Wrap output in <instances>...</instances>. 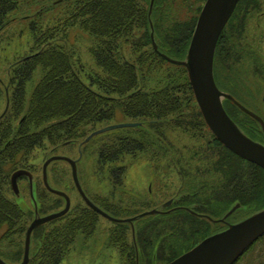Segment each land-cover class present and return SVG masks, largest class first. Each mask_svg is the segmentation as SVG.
Listing matches in <instances>:
<instances>
[{
  "label": "trees",
  "instance_id": "1",
  "mask_svg": "<svg viewBox=\"0 0 264 264\" xmlns=\"http://www.w3.org/2000/svg\"><path fill=\"white\" fill-rule=\"evenodd\" d=\"M190 1L57 0L46 5L50 14L44 16V9L37 10L28 20L31 46L10 69L6 108L0 116L2 260L19 263L21 242L30 224L29 213L7 198L10 178L32 165L29 159L34 151L48 146L56 149L78 142L86 146L95 140L99 163L110 172L120 171L122 177L120 163L126 156L150 153L151 161L157 159V171L165 166L162 159L168 160L167 166L186 159L187 171H176L183 180L181 188H190L178 199L187 203H176L181 208L164 214L160 228L152 218L138 220L137 228L136 221L112 223L109 238L122 252L124 264L171 262L214 232L210 233L213 223L209 217L220 206L239 204L248 207L249 214L264 208V170L235 156L215 139L196 105L185 67L176 63L185 59L205 0ZM16 3L0 0V30L7 25L8 14L18 8ZM260 5L261 0L237 2L217 42L215 82L222 64L230 67L228 57L222 63V41L236 36L238 51L244 28L237 26V34H233L234 21L238 16L244 24V15ZM74 29L91 38L87 46L91 63L82 61ZM34 79L29 94L27 85ZM216 84L226 90L221 82ZM231 118L251 139L260 141L263 137L255 121L243 112L240 118ZM124 119L139 125L94 135L86 141L96 130ZM170 129L198 143V152L181 154L167 140ZM195 158L204 171L197 180L199 188L193 186ZM251 179L254 182L250 183ZM218 199L222 202L214 203ZM58 206L41 203L38 212L46 215ZM102 206L111 214L110 205ZM99 218L85 204L76 203L63 216L36 228L31 234L35 252L28 264H59L76 234L92 235ZM235 264H264V236Z\"/></svg>",
  "mask_w": 264,
  "mask_h": 264
},
{
  "label": "rangeland",
  "instance_id": "2",
  "mask_svg": "<svg viewBox=\"0 0 264 264\" xmlns=\"http://www.w3.org/2000/svg\"><path fill=\"white\" fill-rule=\"evenodd\" d=\"M16 1L18 8L8 14L6 17V22L8 23L0 30V116L6 108V94L9 92L7 89L10 69L17 59L23 57L29 52V48L31 46L28 20L32 18L31 16L37 10L44 9V11L41 12L44 16L50 14L47 11L48 9L46 8V5H49L57 0ZM244 14L245 13H241L240 15L239 13L240 16ZM244 16V24L241 23L240 17L238 19L237 16L236 21H234V25L231 28L232 33L234 34L235 32V35L237 34V26L244 28L239 41L240 46L237 47L238 51H235V44H238V40H235L236 36H231L233 39H231V41H222V63L226 62V57H228L230 67L227 68L226 65L224 66L222 64V73L221 75L219 74L216 82H221V84L224 85L223 87L226 89L225 91L232 93L236 101H238L245 109L263 118L264 0H261V5L258 10L245 14ZM182 17L184 16L179 18ZM72 32L77 34L76 46L79 47L82 61L84 63H91L88 62L90 61V55L87 52V46L89 45L91 38L83 35L76 29ZM72 40L74 41V38L71 35V41ZM235 58H238V60L233 61ZM227 77L229 78L228 81ZM35 82L36 80L34 79L33 82L27 85L29 94L31 92V88L35 85ZM226 101L228 100H223L222 104L230 118H240L242 111L231 101H228L231 104ZM254 121L258 129L261 131L259 123L256 120ZM124 123L133 122H130L128 119H124L117 123L113 122L110 124L115 125ZM166 134L167 140L174 148H179L181 150V154L182 152H185V154L187 152L190 156L193 152H198V143H194V141L187 134H182L179 131L172 129L167 131ZM260 143H264V136L260 139ZM79 152L81 154H79ZM54 155L63 156L72 160H77L80 155V159L77 164V176L82 191L85 196L98 207L104 209L102 206L103 204L107 203L110 205L113 208L110 210V216L112 218L118 220L128 218L131 219L154 211L151 209L160 211L163 210V204L164 207H166V202L169 200L173 201V199L177 200L173 201L172 205L174 208L176 203H187L179 201L178 199L184 198V192L188 191L190 188H181L183 180L181 175L177 174L179 169H182L184 172L187 171L185 164L186 159H177L178 162L175 166H167L166 162L168 160L166 158L162 159L161 164L165 166L161 167V171H157L155 166L157 159L155 157V159L151 161L150 153H143L141 155H137L135 158L126 156L120 163V165L124 168V176L122 177L120 171L114 169L110 172L108 166L99 163L98 145L95 140H93L89 141L86 146H81V143L78 142L67 145L64 148H56L55 150L48 146L46 150L37 149L32 153L29 162L33 167L31 177L32 181H34V192L33 190L30 191L28 181L26 179H21L17 183L18 196L14 194L10 195L12 201L24 213H30L29 222L36 218L34 213V202L38 207L41 204L40 200L42 198L46 197L45 200L49 202L54 201L57 198L56 196L46 192L41 182L42 166L47 158ZM202 165L203 164L198 158L192 159V166L194 168L193 178H195L193 186H197L196 188H199L197 180H201L203 177L204 171ZM47 171L51 182H53V176H55L54 174L58 176L57 180L61 184L60 187L65 188L67 191L66 193L70 197L72 206L76 203L84 204L73 185L71 169L67 163L63 161L52 162L47 167ZM113 177H115V181L112 180ZM184 180L188 186V175H185ZM252 182L254 181L251 179L250 183ZM49 184L53 189H55L50 182ZM31 192L34 200L31 198ZM219 202H222V200L218 199L217 201H214V203ZM45 204L49 205L50 203ZM231 208L232 205L228 207L220 206L219 208H216L214 215H210L209 218L212 220L211 223H213L210 227V233L222 226H225L224 223H218L221 222L218 220L224 217L227 212L231 210ZM250 211L251 210H249L246 206L244 208L239 207L234 213H232V215L227 217L225 221L230 224L237 223L246 218ZM205 212L209 215L208 210H205ZM206 213L204 214L206 215ZM148 218L155 219L156 221L154 224L158 228L164 224L166 219L164 214H158V216L156 214L143 216L136 220V228L138 226V220L146 221ZM214 221L218 222L215 223ZM111 228L112 222L100 217L92 235L87 237L81 232H78L69 252L62 257L59 264H124L122 252L110 241L109 232ZM128 240H130V238ZM20 249L22 252L18 261L19 263L23 259L24 239L21 242ZM34 252L35 248L31 239L29 246V261L30 258L33 257L32 254L34 255ZM5 260L8 262H6L7 264H14L8 259ZM162 263L163 262L159 261L153 262L152 264Z\"/></svg>",
  "mask_w": 264,
  "mask_h": 264
},
{
  "label": "water",
  "instance_id": "3",
  "mask_svg": "<svg viewBox=\"0 0 264 264\" xmlns=\"http://www.w3.org/2000/svg\"><path fill=\"white\" fill-rule=\"evenodd\" d=\"M152 2L153 0H151V4ZM237 2L238 0H206L195 24L185 59L173 62L185 67L197 107L207 128L215 139L235 156L264 170V145L248 138L227 115L222 105L224 99L231 101L243 113L259 123L264 135V95L262 98L263 118H261L245 109L230 95L222 93L218 89L213 76V59L216 44ZM137 125V123L110 125L94 132L93 135ZM93 135L88 137L86 141ZM59 160L70 164L74 185L85 204L104 218L119 222L120 220L111 219L101 212L87 199L78 181L76 162L69 158L56 156L45 161L42 167L45 187L51 191L46 175L48 164ZM21 174V172H16L11 178L12 186L16 189V192L18 191L16 177ZM55 193L65 198V208L61 212L43 218L36 217L31 222L26 230L24 254L20 264H27L29 261V243L32 231L46 222L61 217L69 210V198L61 193ZM234 210L235 208L230 210L225 217L229 216ZM152 213L149 212L148 214ZM134 220L135 218L122 220V222L131 223ZM263 236L264 209L237 224L229 225L225 231L204 239L190 251L168 264H235ZM0 264L6 263L0 259Z\"/></svg>",
  "mask_w": 264,
  "mask_h": 264
},
{
  "label": "flooded vegetation",
  "instance_id": "4",
  "mask_svg": "<svg viewBox=\"0 0 264 264\" xmlns=\"http://www.w3.org/2000/svg\"><path fill=\"white\" fill-rule=\"evenodd\" d=\"M8 90V89H7ZM62 148H64L65 146H61ZM61 147H58V148H61ZM54 150H55V148H53ZM57 155H54V156H51V157H49V158H52V157H56ZM58 157H63V156H58ZM49 158H47V159H49ZM46 159V160H47ZM45 160V161H46ZM79 161V160H78ZM78 161H76V167H77V164H78ZM64 162H66V161H64ZM52 163V162H51ZM51 163H49L48 164V166L51 164ZM67 164L69 165V167H70V169H71V166H70V164L67 162ZM47 166V167H48ZM43 167V166H42ZM32 165H30V166H28L27 167V169H25V170H21L22 172V175H20V176H17L16 177V183H18L21 179H26L27 181H28V185H29V188H30V191L31 190H33L34 189V181H32V178L30 179L29 178V176H28V174L27 173H29L30 175H32V173H33V171H32ZM46 173H47V183H48V186L51 188V191L50 190H48L46 187H45V185H44V183H43V175H42V179H41V182H42V185H43V188L45 189V191L46 192H48V193H50V194H52V195H54V196H56L57 198H56V200H54V201H46L45 199H46V197L45 198H42L41 200H40V202L41 203H50V204H55V203H57V204H60V206H58L56 209H53L52 211H49V212H47L46 213V215H50V214H53V213H58V212H61L64 208H65V198L63 197V196H60V195H58V194H56L55 192H57V193H61V194H63V195H65L66 197H68L69 199H70V197H69V195L66 193L67 191L65 190V188H61L60 187V182L57 180V178H58V176L56 177V179H55V176H53V182H51V179L49 178V176H48V171H47V168H46ZM49 182L53 185V187L55 188V189H53L51 186H50V184H49ZM75 187V186H74ZM76 189V188H75ZM77 191V190H76ZM33 192H34V190H33ZM77 193H78V191H77ZM17 195L18 196V193L16 192V189L15 188H13L12 187V182H11V178H10V187H9V190H8V192H7V198L10 200V201H12V199H11V196L10 195ZM31 194H32V192H31ZM31 198H32V200H34V198H33V194H32V196H31ZM38 199V198H37ZM173 201H175V199H173ZM173 201H171V204L168 206V207H166V208H164L163 210H161L163 213H169V212H172L174 209H178V208H181V207H176L175 206V208L173 207ZM13 202V201H12ZM34 202V201H33ZM55 202V203H54ZM61 202H62V204H61ZM14 203V202H13ZM49 204V205H50ZM166 204V203H165ZM54 206H56V205H54ZM97 206V205H96ZM162 206H164V204L162 205ZM53 207V206H52ZM98 207V206H97ZM38 208H39V206L37 207L36 206V203L34 202V209H35V211H34V213H35V217H37V218H41V217H44V216H46V215H42V214H39V212H38ZM70 208H71V206H70ZM69 208V209H70ZM99 208V210L101 211V212H103L104 214H106L107 216H110V214L109 213H107L106 211H104V209L103 208H100V207H98ZM188 209V208H187ZM95 212V211H94ZM67 213V212H66ZM65 213V214H66ZM97 213V212H96ZM30 214V213H29ZM98 214V213H97ZM63 216V215H62ZM98 216H100V217H103V216H101L100 214H98ZM35 219V218H34ZM34 219H32V221L34 220ZM31 221V222H32ZM31 222H29V223H31ZM50 222V221H49ZM46 223H48V222H46ZM46 223H44V224H46ZM30 225V224H29ZM43 225V224H42ZM29 227V226H28ZM225 229V226H222V227H220V228H218L217 229V231L215 232V233H218V232H221V231H223ZM24 254V253H23ZM29 263V262H28Z\"/></svg>",
  "mask_w": 264,
  "mask_h": 264
}]
</instances>
